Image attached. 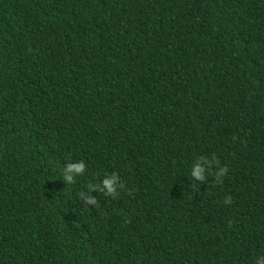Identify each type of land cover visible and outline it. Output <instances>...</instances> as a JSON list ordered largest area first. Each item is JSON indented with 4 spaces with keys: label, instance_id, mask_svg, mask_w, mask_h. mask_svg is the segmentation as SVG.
Instances as JSON below:
<instances>
[{
    "label": "trees",
    "instance_id": "trees-1",
    "mask_svg": "<svg viewBox=\"0 0 264 264\" xmlns=\"http://www.w3.org/2000/svg\"><path fill=\"white\" fill-rule=\"evenodd\" d=\"M261 255L264 0H0V264Z\"/></svg>",
    "mask_w": 264,
    "mask_h": 264
},
{
    "label": "clouds",
    "instance_id": "clouds-1",
    "mask_svg": "<svg viewBox=\"0 0 264 264\" xmlns=\"http://www.w3.org/2000/svg\"><path fill=\"white\" fill-rule=\"evenodd\" d=\"M85 164L80 161L76 163H68L66 167L63 169V179L66 182H72L74 179V176H78L83 174L85 169ZM228 172L227 166H224L220 169V172L218 173V176H223L225 173ZM192 176H194L197 180L203 181L204 180V169L201 165L196 164L192 168ZM119 180V176L116 173H113L110 177H107L103 180V188L101 190L106 191L107 194L111 195L112 197L118 196V187L123 188L124 185L121 183L117 185V181ZM92 185H89V188H91ZM85 193L81 192L79 193L80 197H83ZM225 204H231L232 199L231 197H226L224 199ZM86 204L90 205H96L97 202L94 198L88 197L86 200ZM255 264H264V255H261L256 258Z\"/></svg>",
    "mask_w": 264,
    "mask_h": 264
}]
</instances>
